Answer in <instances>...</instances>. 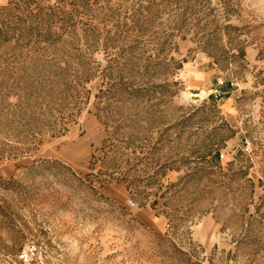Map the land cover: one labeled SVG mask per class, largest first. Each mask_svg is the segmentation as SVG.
Here are the masks:
<instances>
[{"label":"rangeland","instance_id":"374dc122","mask_svg":"<svg viewBox=\"0 0 264 264\" xmlns=\"http://www.w3.org/2000/svg\"><path fill=\"white\" fill-rule=\"evenodd\" d=\"M0 264H264V0H0Z\"/></svg>","mask_w":264,"mask_h":264},{"label":"built area","instance_id":"2783aa9c","mask_svg":"<svg viewBox=\"0 0 264 264\" xmlns=\"http://www.w3.org/2000/svg\"><path fill=\"white\" fill-rule=\"evenodd\" d=\"M22 257H25V256H22ZM25 259H26V257H25Z\"/></svg>","mask_w":264,"mask_h":264}]
</instances>
